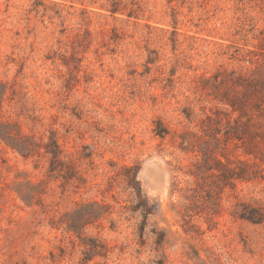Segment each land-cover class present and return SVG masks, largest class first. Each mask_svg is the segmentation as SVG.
Instances as JSON below:
<instances>
[{
  "label": "rangeland",
  "instance_id": "1",
  "mask_svg": "<svg viewBox=\"0 0 264 264\" xmlns=\"http://www.w3.org/2000/svg\"><path fill=\"white\" fill-rule=\"evenodd\" d=\"M257 71L264 0H0L3 118L36 143H0V264H264V160L205 82Z\"/></svg>",
  "mask_w": 264,
  "mask_h": 264
},
{
  "label": "trees",
  "instance_id": "2",
  "mask_svg": "<svg viewBox=\"0 0 264 264\" xmlns=\"http://www.w3.org/2000/svg\"><path fill=\"white\" fill-rule=\"evenodd\" d=\"M234 73H215L205 79L210 85L209 95L226 108L225 116L230 129L229 141L239 142L236 143V147L241 148L245 156L262 161L264 160V71H257V77ZM6 98V86L0 83V143L24 159H28L33 155L36 143L31 138L21 136L17 126L3 118V104ZM50 144L51 147L45 146L44 154H50L52 160L56 161L60 156L59 147L53 138ZM238 163L244 166V169L248 167L244 161L240 160ZM228 173H233V170L229 169ZM235 177L242 176L232 174L228 179ZM94 207L100 208V205L84 204L70 214V220L65 224L66 232L79 236L86 225H92L102 218L104 212L92 210ZM245 218L253 222L258 220L253 215Z\"/></svg>",
  "mask_w": 264,
  "mask_h": 264
}]
</instances>
